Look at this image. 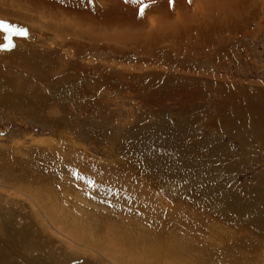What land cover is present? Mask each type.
Instances as JSON below:
<instances>
[{
    "label": "rangeland",
    "instance_id": "374dc122",
    "mask_svg": "<svg viewBox=\"0 0 264 264\" xmlns=\"http://www.w3.org/2000/svg\"><path fill=\"white\" fill-rule=\"evenodd\" d=\"M108 1L95 0V8L106 7ZM12 3L0 0L5 7ZM69 4L67 0L66 5ZM57 6L41 0L37 8L26 7L22 19L0 13V22L26 28L29 33L27 38L12 36L16 53L0 51V75L11 74L19 84L9 88L0 80L7 89L0 85V96L11 94V104L0 99V174L11 170L13 174L11 182L0 184V215L5 221L0 228H9L10 219L23 224L21 216L32 209L28 198L18 193L22 181L11 167L31 158L29 152H43L44 156L45 151H59L56 157L64 165L70 158L75 165L85 162L92 177L103 174L100 168L117 165L130 180L128 169H134L139 176L135 182H151L152 188H158L164 205L190 225L198 226L207 218L215 230L224 233H220L223 238L243 241L238 247L243 252L237 254L238 260L229 259L213 232L181 233L179 239L168 240L172 250L181 251L175 264H264V233L254 228L256 221H264V216H260L264 214V0H197L172 9L170 6L163 12L164 9L159 8V12L156 8V2L146 10L145 29H135V23L143 18H138L139 5L129 4L119 7L115 15L125 19L134 16L133 25L118 31L99 28L95 33L88 25H75L74 15ZM55 23L56 29L52 28ZM61 24L62 32L57 33ZM182 24L190 28L183 32L161 31ZM73 29L93 35L92 40L74 35ZM147 29L161 32L147 40L134 33ZM114 30L121 35L117 41L112 38ZM6 34L0 29V45L7 44ZM46 34L50 35L45 37ZM31 51V61L41 63V68L34 71L17 62L21 55L27 56ZM37 53L55 54L54 65H43L47 59L38 58ZM25 79L32 86L39 85L41 102H36L32 92L26 90L22 98L15 97V89H25ZM68 177L67 184L88 188L87 175H81L79 180L73 173ZM97 183L95 189L101 184ZM35 200L38 205H51L46 197ZM89 204L90 213L98 215L99 207ZM247 205L250 208L245 209ZM26 206L28 210H24ZM181 206L189 209L192 216L187 210L186 214L181 213L185 210H180ZM39 208L32 212L36 219L33 220H39L38 224L44 220L54 233L59 221H47ZM78 212L71 213L79 215ZM98 216L100 225L103 217ZM96 225V218L89 219L85 231L78 234L80 238L71 236L74 240L60 234L52 236V231L46 236L37 232L38 236L52 237L54 244L47 241L40 249L33 245L37 242L34 240L27 248L21 249L19 245L17 248L24 251L18 253H29V257L31 254L34 264H59V260L65 259L64 253L72 252L107 264L98 252L82 243L91 239L85 235ZM255 240H260L263 248L259 243L246 246ZM133 247L116 253L135 252L139 248ZM9 248L13 249V244ZM9 259L11 264L19 261L16 254ZM168 261L172 263L171 259Z\"/></svg>",
    "mask_w": 264,
    "mask_h": 264
},
{
    "label": "bare ground",
    "instance_id": "6f19581e",
    "mask_svg": "<svg viewBox=\"0 0 264 264\" xmlns=\"http://www.w3.org/2000/svg\"><path fill=\"white\" fill-rule=\"evenodd\" d=\"M11 1L13 3L9 4L7 7H5L4 4H0V13H2V15L9 16L12 18L15 17V18L22 19L23 16L25 15V11L27 9L26 7L31 6L32 8H37V7H39L41 0H11ZM45 1H47V0H45ZM49 1L51 4L53 3V5L56 4V6L57 5H59L60 7L63 6V8L68 12V14L74 15V17L76 18V19H73V22L75 25H80V24L83 26L88 25L86 27H89V29L92 31V33H93V31L95 33L96 30H99V28H104V27L116 29L118 31V29L120 30L123 28H127L128 26L130 27V25L134 24L132 22L135 20L134 16L129 17V19H125L123 17H116L115 13L119 7L124 6V5H129V4H125L123 2V0H109L108 4L106 3V5H107L106 7H104V8L101 7V8H97V9L91 7V5L87 4V2L85 0H69L70 1L69 5H66L67 0H49ZM187 2H188V0H181V1L178 0V2L176 4H174V8H175V5H179V4L180 5L183 4V6H184V4ZM192 2L196 3L197 0H192ZM41 3L43 4V2H41ZM44 4L47 5L46 2ZM130 5H132V4H130ZM59 6H57V7H59ZM169 7L170 6L168 5V0L157 1V7L156 8L164 9L161 12L165 11L166 8H169ZM59 8H58V10H59ZM172 8L173 7L171 6V9ZM161 9H159V12ZM61 10H59V12ZM64 11H63V13H65ZM147 11H149V9ZM67 12H66V15H67ZM159 12H156V13L159 14ZM57 13H58V11H57ZM135 14H137V13H135ZM59 15H60V13H59ZM66 15H64V16L67 17ZM231 15H232V13H231ZM45 16H46V14H45ZM62 16H63V14L61 15V17ZM172 16L173 15H170V17H172ZM229 16H230V14H229ZM26 17L27 16H25V18ZM68 17H70V16H68ZM160 17H162V14ZM41 18L42 17L39 16L38 19H40V21H41ZM44 19H45V17H44ZM48 19H46V20H48ZM60 19H62V18H60ZM145 19L143 17V20H141L140 22L135 21L136 22L135 23V29H145L146 28L145 24H147V19L146 20ZM107 20H111V22H109ZM196 20H197V18H196ZM54 21H56V20H54ZM63 21L64 20H62V22ZM145 21H146V23H145ZM148 21H150V20H148ZM165 21H166V19H165ZM64 22L69 24V22H66V20ZM41 23H40V25H41ZM162 23H163V21H162ZM55 24H53L54 27H52V28H55V26L57 28V24L56 25ZM178 25H173L172 27L167 26L164 29L162 28L161 31H163V30H165V31L179 30V32H183L184 29L190 28V27H187L185 24L184 25L182 24L181 26H178ZM191 25H193V24H191ZM34 26H35V24H34ZM70 26H68L69 30H70V28H69ZM216 26H217V24H216ZM64 27H65V24H64ZM147 27H149V26H147ZM153 27L155 28V26H152L151 28H153ZM39 28H40V26H39ZM44 28H45V26H44ZM61 28H62V24H61V27H59L57 29V31H58L57 33L62 32L60 30ZM65 29H66V27L64 28V31H65ZM156 29H158V28H156ZM116 30H114V33H115L114 36L115 37H112V38L117 41L118 39H120L121 35ZM127 30H130V29H127ZM2 31L5 32L3 29H2ZM53 31H55V30L53 29ZM80 31H77V29L74 31V29H73L74 35H77L78 37L80 36V37L87 39V40H90V41L92 40L93 35H88L86 32L83 33ZM161 31L147 29V30H142V31H136L134 33L141 34V36H143V38H141V39L147 40V39H150L151 37L156 38V36L158 34L160 35ZM45 32H46V30H45ZM47 32L49 33L48 29H47ZM55 33H53V36ZM71 33H72V31H71ZM100 33H101V31H100ZM127 33H133V32L129 31ZM64 34H65V32H64ZM7 35L8 34H6V36ZM48 35H50V34H48ZM48 35L45 37H48ZM59 35L57 37L61 38L62 36L60 37ZM103 36H105V35L103 34ZM66 39L64 38V40H66ZM77 39H79V38H77ZM103 39L104 38H102V40ZM109 39H110V36H109ZM122 41L124 42V40H122ZM150 41H146V42H150ZM107 42H108V40H107ZM113 42H115V41H113ZM138 42H140V41H138ZM86 43H87V41H86ZM101 43H103V42H101ZM131 44H133V42ZM151 46L152 45H150L149 47H151ZM152 47H154V44ZM139 49H141V48H139ZM15 51H16V49L13 50V53H16ZM142 51H143V49H142ZM33 54H34L33 51H31L27 56L21 55L19 57V59L17 60L19 66L29 68L30 71H34L38 68L40 69L41 68L40 61L36 62L37 64L34 63L33 61H31V57L33 56ZM62 54H64V53H62ZM54 55H53V53H51L50 55H49V53H48V55H45V53H42V54L39 53L37 55V57L41 58V59H43V58L47 59V62L42 63L43 65L49 64V63H50V65H54V63H55ZM64 55H67V54H64ZM16 56H17V54H16ZM73 70H75V68H73ZM11 76H12L11 74L10 75L9 74L8 75H0V80H2L6 84V86L9 88L11 86H12V88H14V86L19 87L18 86L19 84L16 81L15 77L14 76L11 77ZM50 76L53 78V75H50ZM19 81H20V77H19ZM23 81H24L25 89L20 90V92L15 89L14 90L15 97L22 98L23 94L26 90V91L32 92L33 96H35L34 99L36 102L40 101L42 98H41V94L38 92L39 91V89H38L39 85L32 86L31 81H27L26 79ZM0 85L2 87V84H0ZM2 88H4V87H2ZM5 90L7 91V89H5ZM8 90H10V89H8ZM8 96H11V94H9L7 92L6 94L1 95L0 99H2V101L5 100V104H8V103L11 104V100L8 101ZM45 152H46L45 153L46 155H44V156L41 155V154H43V152L42 153L39 152L40 154H38V153L36 154V152L29 154L30 153L29 152L28 155L31 158H27L24 163H20V164H17L15 166L11 167V169H13L17 174H19V177H18L19 181H22V183L20 185L21 189L18 190V193H21L22 196H25L28 198V201H30V203H32V204H30L32 209H30L31 212L25 211V213L21 216L22 220L24 221L23 224L20 225L19 223L13 222L14 220L11 221V219H10L8 221V223H10L9 228H5V230H3V228L2 229L0 228V264H11L9 257L13 254H16V257L18 258L19 261L21 259H23V261L21 262L22 264H34L33 262L35 259L32 257V255L30 254V257H29V253L27 255L22 254L24 252L19 254L18 251H24V250H20L17 247H19V245H20L21 249L23 246H25L27 248V246L29 244H31L34 240H37V242H35L33 245H36L40 249L43 245L47 244L46 243L47 241H50L52 244H54L52 241V237L48 236L47 238H45V237H41V236L37 235V232L38 233L44 232V234L42 236H46L45 235L46 233L50 234L51 231L53 233V230H51L49 228L48 224L44 220L43 221L41 220L40 224L37 223V221H39V220H37L35 223L34 220H36V219L33 217L32 212L35 211L36 207L39 208V206H41V210H40V208H39V210L42 211V213L44 214L47 221L53 222V223L56 220L59 221V223L55 224L57 228H56V230H54L53 234L51 233V235L54 236V234H55L57 236L58 234H60L64 237L68 238L69 240L75 239L71 236H75V237L80 238L81 236H79L78 234H82V232L85 231V227L88 226V220L96 218V220H97L96 229L95 230L92 229V231L87 232V234L85 235L86 237L88 236L91 239L87 238V241L86 242L82 241V243L84 246L91 247L92 250H95L96 252H98L100 254L101 258L105 259L106 262H108L109 264H172V263L175 264V259L180 255L181 251L180 250H172L168 246V240L169 239H179L178 237L181 236V233H186V232H190V233L196 232V233L201 234V235H205V233H204L205 231L209 232V233L213 232L215 238L220 239L219 243L222 244L221 249L224 251V256L228 257L229 259H237L238 260V258L236 257L237 254L241 255V253H243L242 250H240V249L238 250V247L241 246V243H243V241H241L237 238L232 239L231 237L227 240L225 238L226 236L223 238L220 234L223 232L222 231L218 232L219 231L218 229H217L218 231L215 230V228L212 226L213 224L212 225L209 224L210 220H208L207 218H205V220H202L199 223V225L196 226V225H190L191 222L187 221L185 218L178 217V215L176 213H174L172 211V209H169L168 205H164L165 202L158 195L159 194L158 188L155 189L153 184H152L153 185V188H152L150 185L151 182L149 183L148 181L145 182V180H141L142 182L139 185L136 183L139 181L137 178L139 176H137L138 173L135 172L134 169L133 170L128 169V175L127 176H129V175L131 176L130 180L127 177H125V173H123L118 167H115L117 165L111 166V167H104L105 169L100 168L98 170L102 171L103 174L102 175L96 174L92 177L91 173L86 168L85 162L82 163V161H81L80 164L75 165V164H72V160L69 161L71 159L70 158L68 161L65 162V165L67 166L66 167L56 157V155L59 151H45ZM34 155H36V156L33 157ZM40 156H42L40 159L37 158ZM74 162H75V160H74ZM80 169H81V171H79ZM71 173H73V177L75 176L76 180H79L81 178V175H87V179L85 181V184H87L88 188L86 190H83V189H80L76 183H74L72 185L67 184V182L70 181V178L68 177V175ZM11 177H13L12 170L9 173L5 172V174H0V184H5L8 181L11 182L12 181ZM97 181H100L101 184L99 186H97L95 189L94 183L98 184ZM29 191H31V192L33 191V193L30 195L25 194ZM37 195H40V196H37ZM40 197H42V198L46 197V199L48 198L49 201H51L50 203L52 206L49 203L44 204V202L41 205H38L37 204L38 202H36L35 199L40 198ZM75 197L78 199V202H75V200H77V199H75ZM79 199H80V201H79ZM60 202H62L63 204H62V206L58 207L59 208L58 209L57 206H59ZM89 202L93 203V206L99 207V211H97V212H99L98 215H101L103 217L100 225H99V216L98 215L94 216V214L90 213L92 210V208H91L92 206L89 204ZM110 202H112V205ZM55 203H57V205H55ZM80 206H81V208H80ZM231 206H233V205H231ZM183 207L184 206H181L180 210L181 209L183 210L185 208V210H184L185 212L183 211L181 213L186 214V212L189 211V209H187L186 207H184V208ZM26 208L28 210L27 206L24 208V210ZM234 208H236V207H234ZM248 208H250V207L247 205V207L245 209H248ZM45 209L49 210V211H47L48 213L45 211ZM79 210H81L82 212L79 213L78 212ZM71 212H74V213L78 212L79 215L73 214ZM176 212H178V210ZM84 214H87V215H84ZM18 215H20L19 212H18L17 216ZM188 215H191V211L188 212ZM260 216L263 217L264 214H262ZM35 217H37V216H35ZM3 220L4 219L0 215V224L5 222V221L3 222ZM245 221H243V223ZM61 222H63V223H61ZM240 224H241V222H240ZM254 225H255V227H254L255 229L256 228L259 229V233H264V221H261V220L256 221V223H254ZM102 229H103V232H105L106 234H103ZM246 229L248 230L250 228L246 227ZM247 233H248V235H251L252 232L249 231ZM225 235H227V234L225 233ZM227 237H228V235H227ZM249 237H251V236H249ZM256 243L260 244V240H255L254 242L249 241L246 246L252 247V245L254 246V245H256ZM10 244H13V249L9 248ZM223 244H224V247L226 246L225 249L223 248ZM133 245L139 247L135 252H129V253L124 252L122 254L117 255L116 251L118 253H121V252H123L124 249H129V250L134 249L135 247H133ZM261 247L263 248L262 245H261ZM72 253L73 254L68 253V255L66 253H64L65 259L62 261L59 260L58 263L59 264H105V262H103V260L101 261L100 259H98L99 262L95 263L92 260H88L84 256V254L82 256L81 254H74V252H72ZM246 253L247 252H245V254ZM228 254H230V255H228ZM244 256H246V255H244ZM23 257H25V258H23ZM168 259H171L172 263H170L168 261ZM94 260H96V259H94ZM19 261H15V262H13V264H21V263H19ZM247 262H249V258H248V261H246V263ZM51 264H53V263H51Z\"/></svg>",
    "mask_w": 264,
    "mask_h": 264
},
{
    "label": "snow or ice",
    "instance_id": "6c2138e0",
    "mask_svg": "<svg viewBox=\"0 0 264 264\" xmlns=\"http://www.w3.org/2000/svg\"><path fill=\"white\" fill-rule=\"evenodd\" d=\"M89 5L95 8V0H86ZM125 4L139 5L138 18H143L146 14V10L154 5L157 0H123ZM191 4L192 0H188ZM170 6H174L175 0H169ZM0 29H3L8 35L5 37L7 44L0 45V51H13L16 48V44L12 42V36L27 38L29 35L28 30L22 27H16L10 24L0 22Z\"/></svg>",
    "mask_w": 264,
    "mask_h": 264
}]
</instances>
